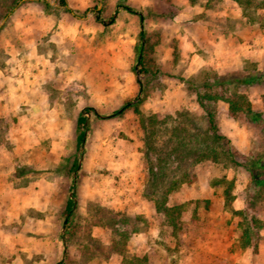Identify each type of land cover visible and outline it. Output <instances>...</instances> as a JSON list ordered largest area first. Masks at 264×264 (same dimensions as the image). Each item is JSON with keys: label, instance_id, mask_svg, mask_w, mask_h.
<instances>
[{"label": "rangeland", "instance_id": "rangeland-1", "mask_svg": "<svg viewBox=\"0 0 264 264\" xmlns=\"http://www.w3.org/2000/svg\"><path fill=\"white\" fill-rule=\"evenodd\" d=\"M19 1L0 0V94L6 97L0 161L7 163L10 192L0 205V264H121L122 256L145 257L146 264H264V199L255 201L260 186L246 170L249 158L264 161V124L231 114L222 101L214 105L219 133L240 165L220 155L192 166L194 181L167 202L185 205L176 235L143 196L151 155L141 125L151 114L199 119L196 90L203 82L264 72V9L254 8L257 0H245L253 22L233 0H66L77 17L60 0ZM141 29L151 46L147 74L136 64ZM147 78L151 95L143 97ZM20 79L35 100L26 101L31 93ZM217 89L234 97L228 83ZM237 92L264 119V82ZM82 111L88 126L77 151ZM173 123L157 127L158 148ZM191 164L192 158L171 164L166 179ZM258 172L256 180L264 181V169ZM221 178L233 182L231 210L253 206L263 224L256 250L239 247V218L225 209L223 187L212 185ZM73 193L74 220L66 230L63 211ZM197 200L208 206L195 207Z\"/></svg>", "mask_w": 264, "mask_h": 264}, {"label": "trees", "instance_id": "trees-1", "mask_svg": "<svg viewBox=\"0 0 264 264\" xmlns=\"http://www.w3.org/2000/svg\"><path fill=\"white\" fill-rule=\"evenodd\" d=\"M33 0H20L19 2H30ZM45 1V0H44ZM242 9L244 16L248 18L249 22L254 21V17L250 16L249 7L250 3L245 0H233ZM18 2V3H19ZM17 3V4H18ZM46 3V2H45ZM254 3V8L264 9V0H257ZM47 4V3H46ZM60 5L64 10L74 17H77V13L74 12L66 3V0H60ZM124 9L130 13H136L132 8L124 6ZM96 13H100V9L95 8ZM141 18V17H140ZM113 16L108 22L112 21ZM142 20V18H141ZM140 45L136 49V64L140 66L141 72L147 74L150 72V66L148 67V52H150L151 46H146L145 32L141 29L139 33ZM157 73V72H156ZM216 79V76H215ZM221 79L217 77V80ZM150 79L147 78L145 83L140 84V91L143 97L150 94L149 86ZM220 82V83H219ZM216 81V84L203 82L196 90V102L202 109L203 115L200 120L204 122V127L201 126L200 120L189 115L187 112H178L177 118L173 119L168 116H160V114H151L146 118H141V125L143 130L147 131V135L144 138L145 149L151 156H148V180L144 189L143 196L153 203L157 212L161 213L164 217L165 223L171 227L174 235L182 229L181 216L184 211V204H175L169 206L167 204L169 195L175 192L182 184H190L195 179V173L192 170L194 164L201 163L203 161L211 160L218 161L220 155H225L231 159V162L235 165H240L233 157L234 152L231 147L228 146L227 139L219 133L216 123V113L214 105L218 101H222L227 104L228 111L231 114L243 113L247 119L252 123H263L264 119L260 112H256L252 109L246 96L238 94L237 90L242 86H249L253 84H259L264 82V72L258 76L252 74H246L241 76L232 77L227 81ZM233 87V98L225 96L223 91H219L217 87H226V84ZM217 86V87H216ZM225 91V90H224ZM129 104L124 106L127 109ZM133 107V106H132ZM134 111L138 114V109L133 107ZM91 108H86L84 112L91 111ZM80 112L76 120V150L79 151L84 142V126L86 116ZM169 120L173 125L171 126V135L168 138V142L161 148H158L156 134L157 127L165 125ZM88 126V125H87ZM86 126V127H87ZM194 131V132H192ZM165 147V149H163ZM153 155V156H152ZM188 158H192V164L189 168H183L179 174H176L170 179H166L167 172L170 170V165L176 163V167H180ZM263 157L249 158L246 166L247 172L260 186V189L255 193V201L264 199V181L256 180V176L259 174L258 170L264 169ZM77 168V159H74L71 165V169L74 171ZM213 186L223 187L224 207L229 209L234 196L231 191L233 188V182L228 181L225 178L215 179L212 183ZM74 193L67 199L63 211L64 229L67 230L74 220V206H75ZM208 206V201L197 200L195 207L200 205ZM253 205V204H252ZM233 215L239 218L238 227L241 230L239 237V247L241 249L252 247L256 250L257 240L259 238V231L262 229L263 224L256 216V210L254 207H249L248 211L245 210H231ZM138 228L134 227L129 231L131 233L137 232ZM120 235L123 239L128 237L127 232H121ZM64 248H67V242L64 241ZM121 264H146V258L142 257H127L122 256Z\"/></svg>", "mask_w": 264, "mask_h": 264}, {"label": "crops", "instance_id": "crops-1", "mask_svg": "<svg viewBox=\"0 0 264 264\" xmlns=\"http://www.w3.org/2000/svg\"><path fill=\"white\" fill-rule=\"evenodd\" d=\"M123 8H124V6H123ZM189 8H190V6H189ZM223 12H225V11H223ZM223 12H221V13H223ZM238 18H239V16H238ZM22 82H23V88L24 89H26V90H28V92H30L31 94H27V96H25V99H27L26 101H33V100H35V97H37V96H35V97H31V95H32V89L29 87V86H27L28 84L26 83V85L24 86V83H25V79H20ZM33 96V95H32ZM44 97V96H43ZM6 99V97H4V95H2V94H0V113H1V111H4V107H6V104L5 103H2L1 102V100H5ZM41 100V99H40ZM21 101H24L23 99H21ZM37 101H39V100H37ZM37 101H35L36 103H37ZM42 102H43V100H42ZM41 103V102H40ZM24 104V102H22V103H20V105H23ZM17 125H19V124H17ZM20 126V125H19ZM0 160H2L1 159V156H0ZM4 160V159H3ZM6 164L7 163H1V161H0V205L3 203V198H4V196H6V194H8V193H10V192H7L8 190H7V186H8V184L6 183V178H5V173L4 172H6ZM11 195V194H10ZM13 205H15V204H12L11 203V205L10 206H13Z\"/></svg>", "mask_w": 264, "mask_h": 264}]
</instances>
